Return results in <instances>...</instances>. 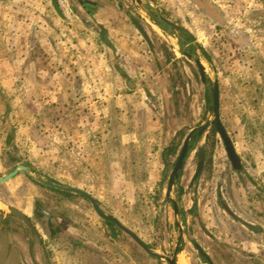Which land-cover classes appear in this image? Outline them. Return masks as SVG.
Wrapping results in <instances>:
<instances>
[{"label": "rangeland", "instance_id": "rangeland-1", "mask_svg": "<svg viewBox=\"0 0 264 264\" xmlns=\"http://www.w3.org/2000/svg\"><path fill=\"white\" fill-rule=\"evenodd\" d=\"M30 1L0 0V177L19 165L28 168L0 186V198L28 214L34 201L62 214L63 237L51 242L53 264H167L112 228L89 201L44 183L84 190L153 252L170 257L179 231L166 191L177 156L165 162L163 153L170 137L179 135L173 144L181 148L191 129L214 118L210 87L216 80L221 121L241 170H234L219 135L207 141L209 132L195 142L171 196L181 210L180 254L187 264H205L195 239L214 264H264V0H141L205 49L209 60L197 54L207 86L195 63L179 53L176 38L164 35L134 0H85L96 4L93 16L82 0H56L59 10L53 0ZM27 3L32 7H23ZM37 6L43 12L33 13ZM29 16L35 24L27 47L37 67L47 66L50 53L58 59L53 73L14 82V34L26 29L15 23ZM130 18L143 27L152 50ZM141 56L165 74L169 92L126 97L134 92L118 66L142 86L154 80L146 63L134 69ZM93 98L99 102L91 105ZM76 129L95 138L77 141ZM124 132L134 134L123 138ZM201 148L205 166L192 184Z\"/></svg>", "mask_w": 264, "mask_h": 264}, {"label": "water", "instance_id": "water-1", "mask_svg": "<svg viewBox=\"0 0 264 264\" xmlns=\"http://www.w3.org/2000/svg\"><path fill=\"white\" fill-rule=\"evenodd\" d=\"M134 1L137 3V6L139 8H143V10L146 12L148 18L150 19V21L156 27H158L164 35H171V36H174L176 38L177 44L179 47V53L183 57L188 59L189 61H193L195 63V65L198 68V71L200 73L202 83L205 86H207L210 83V80L207 76L206 69L203 65L201 57L197 54V52L193 51V49H190L189 46H187L183 43V39H186L185 34L187 31L184 30L183 28H181L176 23L169 20L168 18L162 16L158 12V10L154 9L151 5H149V4L144 5V3L141 0H134ZM130 19H131V22L133 23V25L135 26V28L140 32V34L146 40L148 45L150 47H152L151 40L148 37L145 30L143 29V27L140 25V23L135 18H130ZM170 31H173L174 34H170L169 33ZM126 81L129 85V87H133V85L131 84V82L128 79H126ZM210 90L212 91V105H211L212 107L210 108V110L214 112V119L209 121L205 125L198 126L194 129H192L189 132V134L187 135V137L184 141L180 155L178 157L176 164L174 165V167L172 169V172L170 174L169 181H168L166 199L168 202H170L173 205L174 216H175V226H176L177 230L179 231V237H178L177 245H176V247H175V249H174V251L170 257L162 255V254L157 253V252H153L149 248V246L145 242H143L134 232H132L130 229H128L124 225H122L115 217L105 214L101 210V208L99 207L97 201L95 199H93L84 190L67 188V187L60 186V185H57L54 183H49V182H45L44 185H46L52 189L67 191V192L75 193V194H78V195L85 197L86 199H88L91 202L95 212L97 213V215H99V217H101L105 221L112 222L113 224H115L119 229H121L124 233H126L128 236H130L132 238V240L147 255H149L150 257H153L159 261H165L167 264H177V259H178V256L180 254L181 242L183 241V238H184V231H183V227L180 223L181 210H180L179 204L175 199L171 198V193H172V190H173L176 182H178L180 180V176H181V173L184 169L185 161H186L187 156H188L190 141H191L192 137L195 134H197L199 137H202L203 134L205 133V131H207V129L210 126H213L215 128V131L217 132V134L220 135L221 139L223 140L225 148L228 152L229 157L231 158V160L234 164V167L238 168L240 165L239 158L235 152L232 141L230 140V138L227 134V131H226V129H225V127L221 121L220 86H219V82L217 80L214 81V83L211 85ZM200 155L201 156L203 155V151L200 152ZM203 166H204V158H201L199 165H198V169H197L196 174L193 178V183H195L199 179V176L201 175L202 170H203ZM27 171H28V168L25 166H18L17 168H14L8 175H5L4 177H0V185L8 182L9 180L14 178L18 174L26 173ZM11 211L15 212L14 210H11ZM192 244L195 247V249L198 251V253H199V255L203 261H206L208 264H213V262L211 261V259L207 255V253L204 251V249L196 241H193Z\"/></svg>", "mask_w": 264, "mask_h": 264}, {"label": "flooded vegetation", "instance_id": "flooded-vegetation-1", "mask_svg": "<svg viewBox=\"0 0 264 264\" xmlns=\"http://www.w3.org/2000/svg\"><path fill=\"white\" fill-rule=\"evenodd\" d=\"M81 4L86 9V11H88L90 16L94 15V13L90 10V8L96 7L95 3L82 0ZM102 35L104 38L106 37L104 34H102ZM188 38L189 37H186V39L183 40V43L187 46H189V44H187ZM199 75H200V73H199ZM200 80H201V77H200ZM201 83H202V81H201ZM211 107L212 106L210 105L209 112L213 113V115H214V112L210 110ZM213 119L207 120L206 123H208L209 121H211ZM206 123H204V124L199 123L196 127L205 125ZM196 127H194V128H196ZM207 133H209V136H206L207 141H209L212 136L218 135L213 126H210L207 129V131H205V133L203 134L202 137H199L197 134H195L190 141V146H189V151H188V156H187L186 161L188 160L190 155L193 153V151H195V149H196V147H194L195 142H200L203 138H205V135ZM210 134H212V135L210 136ZM187 135H186V137H187ZM178 138H179V135H176L173 138L172 142L166 147V149L168 147L175 148L176 153L165 154L166 149L164 150L163 159L165 160V162H167V159L169 157H172L173 155L177 156V160H178L181 149L183 147V145L180 148V147H177L176 145L173 144V142L175 140H177ZM230 140H231V138H230ZM232 144H233V142H232ZM201 151H203L202 156L200 155ZM205 156H206V150H205V148H201L198 152V157H199V162H200L201 158H204V166H205ZM177 160H176V162H177ZM230 160H231V158H230ZM186 161H185V164H186ZM176 162L174 163V165L176 164ZM199 162H198V165H199ZM239 162H240V165L238 168H235L234 164L232 162L234 170L236 172L237 171L239 172L241 170L240 158H239ZM174 165H173V167H174ZM19 166H23V165H19ZM204 166H203V170H204ZM17 167H15V168H17ZM184 167H185V165H184ZM197 169H198V167H197ZM203 170H202V173H203ZM200 176H199V178H200ZM192 184H194L193 180H192ZM65 192H66L65 194L71 193V192H67V191H65ZM172 192H173V190H172ZM79 196H81V195H79ZM171 196H172V193H171ZM81 197L83 199L89 201L85 197H83V196H81ZM0 202L4 205V207H0V264H53V259L51 257V253H50L51 242L56 241L58 239H61L63 237V230H62V227L60 225V222L63 221L62 214L57 212V211H49L47 209V207L40 201H34L32 203L31 214H28L27 211H25L23 208H19V207H16V206L10 204L9 202L5 201L3 198H0ZM168 203H170V202H168ZM222 206L224 207L225 211L228 212L227 207L224 204H222ZM172 207H173V205H172ZM92 208H93V206H92ZM195 209H196V207H195ZM11 210H14L16 213L12 212ZM194 211H196V210H194ZM105 222H107L109 225H111L112 228L119 229L112 222H108V221H105ZM119 230H121V229H119ZM42 231H43V234H42ZM193 241H196V240L191 239V242H193ZM180 249H181V246H180ZM181 251H182V249H181ZM181 251H180V253H181ZM207 255L209 256V258L213 262L210 255L208 253H207ZM203 262L205 264H208L206 261H203ZM213 264H214V262H213Z\"/></svg>", "mask_w": 264, "mask_h": 264}, {"label": "crops", "instance_id": "crops-1", "mask_svg": "<svg viewBox=\"0 0 264 264\" xmlns=\"http://www.w3.org/2000/svg\"><path fill=\"white\" fill-rule=\"evenodd\" d=\"M28 1H30V0H28ZM31 2L32 1H30V3ZM28 6L32 7V5H30L28 3L26 4V6H23V7L26 8ZM37 10L39 12L40 11L43 12L42 7L37 6L33 13L37 12ZM16 21H18V22H16L15 24H17L18 26H21V28H26V29L22 30V32L18 31V32H16L14 34V35H17V38L19 40V49H17L16 51H13L11 58H9L10 60L13 61L10 64V69H12V72H10V74L12 75V77H14V82H20L22 77H25V75L32 76V73H36L37 74L38 72H41V71L43 73H45V74L53 73V71H51L52 70L51 63H52V60L58 59L57 55L55 53H50L48 58H46V61H48L47 62L48 63L47 66H41L40 65L39 67L42 68V69L40 71H38L39 67H37L38 65H37V62H36L38 60V58H36V55L32 53L31 47H30V49L27 47L28 46L27 37H28V35L32 34L30 32V28L32 26H34L33 24H35V23H33V22H35L33 20V18H31L30 16L26 17V18L17 17ZM114 44L112 43L111 45L110 44H108V45H109V47L113 46L114 49H117L118 43H117V45L116 44L114 45ZM150 48L152 50V47H150ZM141 57H142V61H138L139 64H137L136 67L134 66L135 67L134 69L141 70V69L144 68L142 63H146L147 69H148V67H151L152 69H154L153 70L154 73L157 74V76H154V73H153V78H154V80L156 82H154V80H150L149 83H147V85L142 86V84H139V83L131 80V78H130L131 76H130L128 71L122 69L120 66H118L117 68L114 66L116 69H118V74L120 75L121 79H123V81L125 82L124 85L126 87H128V89H130V91L134 92L133 94H129L126 97H129V96L130 97H135V96H137L138 92H143V91H145L146 93H149V92L155 93V92H160V91L169 92V89H168L169 88L168 87L169 86L168 78L164 76L165 74H161L159 68H156L157 66H155V64L153 62L149 63V61H146L144 56H141ZM138 60H140V57H139ZM135 72H139V74H141V71H135ZM126 79H128L131 82L133 87H129ZM29 81H31V82L29 83L28 87L31 86L30 84L32 83L33 80L30 79ZM82 85L83 86L81 87V90H85V84L83 83ZM91 87L94 88L93 86H91ZM63 90H64V87H63ZM94 102L97 103L99 101H96L93 98L92 101H89L88 103L92 105ZM81 103L83 105L84 101H81ZM87 133L88 132L85 131L84 129H81V130L76 129L75 133H74L75 134L74 135L75 139H78L77 141H82V140H86V139L88 140L90 138H87ZM163 133H165V134L167 133L168 134L167 128H166V130L165 129L162 130V134ZM128 134H132L133 135L134 133L133 132H131V133L124 132L122 134L123 135L122 137L125 138L126 135H128ZM163 137H162V139H163ZM93 138H95V137L93 136ZM93 138H91V139H93ZM172 140H173V137H170L169 141L166 142V145H169L172 142Z\"/></svg>", "mask_w": 264, "mask_h": 264}, {"label": "trees", "instance_id": "trees-1", "mask_svg": "<svg viewBox=\"0 0 264 264\" xmlns=\"http://www.w3.org/2000/svg\"><path fill=\"white\" fill-rule=\"evenodd\" d=\"M53 3H54V5H55V7L57 8V10H59V9H58L59 6H58L57 1H56V0H53ZM59 12H60V11H59ZM185 36H186V37H189V38H188V41H187V44H189V46H190L189 48H190V49H193V51H195V52H197V50H200L202 56H203L206 60H209V57H208V55H207L205 49H204L203 47H201L200 45H197V44L195 43L194 38H193L188 32H186ZM171 153H176V149L173 148V147H168V148L165 150V154H171ZM180 251H181V249H180Z\"/></svg>", "mask_w": 264, "mask_h": 264}, {"label": "bare ground", "instance_id": "bare-ground-1", "mask_svg": "<svg viewBox=\"0 0 264 264\" xmlns=\"http://www.w3.org/2000/svg\"><path fill=\"white\" fill-rule=\"evenodd\" d=\"M177 264H187L185 258L181 254L177 259Z\"/></svg>", "mask_w": 264, "mask_h": 264}]
</instances>
